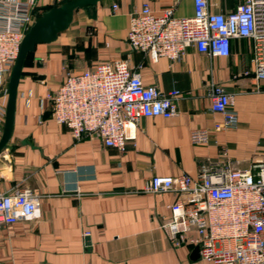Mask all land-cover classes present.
I'll return each mask as SVG.
<instances>
[{
    "label": "crops",
    "instance_id": "1",
    "mask_svg": "<svg viewBox=\"0 0 264 264\" xmlns=\"http://www.w3.org/2000/svg\"><path fill=\"white\" fill-rule=\"evenodd\" d=\"M240 1L209 0L210 10L229 14ZM35 2L36 17L56 0ZM146 2L156 14H194L193 0H101L96 19L83 9L75 11L72 24L56 41L38 45L26 59L14 131L0 154V191L32 190L39 197L40 217L0 229V264H210L200 254L194 258L196 246L177 245L166 226L178 196L147 194L144 188L153 177H196L210 163L247 171L261 161L264 79L255 76L249 38L232 40L228 57L191 47L180 60L153 62L127 41L130 17ZM117 59L125 60L145 85L164 94L181 93L177 115L142 119L129 134L125 151L105 146L97 135L75 139L52 119L46 100L68 73ZM213 84L234 97L237 129L214 130L222 115L211 109ZM199 130H208L207 144L192 142V133Z\"/></svg>",
    "mask_w": 264,
    "mask_h": 264
},
{
    "label": "built area",
    "instance_id": "2",
    "mask_svg": "<svg viewBox=\"0 0 264 264\" xmlns=\"http://www.w3.org/2000/svg\"><path fill=\"white\" fill-rule=\"evenodd\" d=\"M180 1V0H175ZM35 0H0V136L8 102V82L23 40L36 21ZM194 14L178 18L173 10L161 14L148 2L130 17L127 41L158 62L177 61L191 47L216 57L231 54L232 40L254 42L256 78L264 79V0H241L229 14L213 13L209 0H193ZM116 11L118 6H113ZM179 91L161 93L144 84L141 75L122 59L100 63L80 74L68 73L59 89L46 95L52 119L66 126L72 136H99L107 147L125 151L129 134L142 119H170L177 115ZM211 109L222 115L215 131L238 128L234 97L213 84ZM208 130L192 133V142L208 143ZM147 194L174 193L172 218L166 224L177 245L200 248L210 264H264V157L251 170L234 169L229 163H210L196 177H153ZM40 217L39 197L23 189L0 191V229Z\"/></svg>",
    "mask_w": 264,
    "mask_h": 264
},
{
    "label": "water",
    "instance_id": "3",
    "mask_svg": "<svg viewBox=\"0 0 264 264\" xmlns=\"http://www.w3.org/2000/svg\"><path fill=\"white\" fill-rule=\"evenodd\" d=\"M101 0H69L59 5L56 0L51 10L37 18L27 32L20 50L19 57L13 68L8 83V102L3 135L0 140V154L8 145L14 131V119L19 82L28 55L36 50L40 44H49L57 40L58 35L66 31L73 22L75 11L83 9L91 19H96V5ZM42 79L43 77H38ZM89 241V238H86ZM200 248L196 247L194 258L199 256Z\"/></svg>",
    "mask_w": 264,
    "mask_h": 264
},
{
    "label": "trees",
    "instance_id": "4",
    "mask_svg": "<svg viewBox=\"0 0 264 264\" xmlns=\"http://www.w3.org/2000/svg\"><path fill=\"white\" fill-rule=\"evenodd\" d=\"M64 3H66V2H63V3L59 4V5H62V4H64ZM51 9H52V8H51ZM51 9H49V10H51ZM49 10H47V11H49ZM47 11H46V12H47ZM43 13H45V12H43ZM43 13H38V14L36 15V18H40V17L42 16ZM30 54H32V53H30ZM30 54H29V55H30ZM29 55H28V57H29ZM28 57H27V58H28ZM27 58H26V59H27ZM25 61H26V60H25Z\"/></svg>",
    "mask_w": 264,
    "mask_h": 264
},
{
    "label": "rangeland",
    "instance_id": "5",
    "mask_svg": "<svg viewBox=\"0 0 264 264\" xmlns=\"http://www.w3.org/2000/svg\"><path fill=\"white\" fill-rule=\"evenodd\" d=\"M78 16H79V14H78V12L76 13V20L78 19ZM35 19H37V18H35ZM75 20V21H76ZM9 83V82H8Z\"/></svg>",
    "mask_w": 264,
    "mask_h": 264
}]
</instances>
